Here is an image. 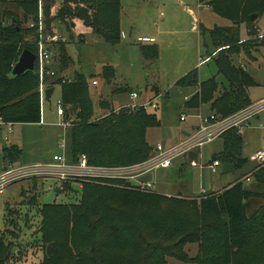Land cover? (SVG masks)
<instances>
[{
  "label": "trees",
  "instance_id": "trees-1",
  "mask_svg": "<svg viewBox=\"0 0 264 264\" xmlns=\"http://www.w3.org/2000/svg\"><path fill=\"white\" fill-rule=\"evenodd\" d=\"M55 1L0 0L5 8L0 20V121L5 124L42 121L39 74L28 72L15 78L10 75L24 50L37 54V45L25 40L30 29L20 27L14 17L20 11L24 23L38 21L42 2L47 28L52 30L55 18L50 11ZM199 1L208 3L217 16L231 23L212 30L202 28L209 35L205 43L207 59L215 61L229 88L218 95L217 78L201 82L198 70L189 72L177 85L198 88L186 102L187 109L194 111L207 105L217 116L227 118L254 103L248 90L258 84L232 58L241 53L252 57L254 49L264 47V36H257L256 29L251 28V16L257 14L260 18L264 14V0ZM121 11L120 0H64L56 19L71 33L78 24L84 25L105 43L116 46L121 43ZM12 16L16 23L4 25L3 20ZM243 26L248 29L246 40L241 35ZM66 44L58 43L59 67L55 68V76H46L45 82L50 88L61 86V103L66 119H71V163L77 164L82 156L87 157L90 166L103 168L148 162L154 149L149 133L161 128V120L145 108L111 110L95 120L87 77L76 73L70 80L65 78V71L72 65ZM158 52L155 46L143 47L147 60L156 59ZM101 76L110 82L116 70L105 67ZM128 91L129 88L117 90ZM220 138L224 147L215 155L216 160L222 165L232 164L234 169L248 162L242 157L245 141L239 130L231 129ZM22 152L17 145L3 148L6 171L20 160ZM253 178L255 189L246 188L245 182L239 180L220 193L199 199L161 195L142 190L132 180L109 182V178L103 184L83 183L76 203L40 206L34 203V197L28 206L36 209L40 219L37 232L45 251L42 264H168L169 257L189 264H264V204L251 212L255 200L264 201V167ZM67 187L73 189L71 185ZM23 206L27 205L23 203L19 208ZM16 211L8 206L7 227L0 230V264L23 262L25 257L11 247L10 227L15 220L18 222ZM25 222L28 224L26 218ZM51 244L55 245L49 258L47 246ZM192 244L199 246L196 258H190L184 250Z\"/></svg>",
  "mask_w": 264,
  "mask_h": 264
},
{
  "label": "rangeland",
  "instance_id": "rangeland-1",
  "mask_svg": "<svg viewBox=\"0 0 264 264\" xmlns=\"http://www.w3.org/2000/svg\"><path fill=\"white\" fill-rule=\"evenodd\" d=\"M63 2L64 0H56L51 7L50 15L55 18V22L51 24L53 33L47 28L42 2L39 4L38 21H40L41 12L44 16V39H46V46L51 53L50 64L54 71L59 67L58 43L67 41L66 48L72 65L68 71H65V78L70 80L74 78L75 73H82L87 77L91 98L95 103V120L111 111V108L105 106V103H112L116 88L121 89L129 85L133 90L141 91L144 97L147 88L150 89V94L153 93L152 89L156 93L160 91L161 97L154 100L157 107L151 109L162 123L161 128L149 133V140L154 147L153 157L157 156L158 144H162L166 151H174L191 139L196 133L193 129L197 126L199 128L198 115H203V117L216 115L211 108L208 112L206 110V114L200 112V114H196L193 110L187 109L185 107L187 98L194 88H183L177 85L178 81L189 72L198 70L201 82L213 77L217 78L220 84L218 95L229 88L225 77L218 72L215 61L211 58L207 59L205 43L209 40V35L207 32L204 34L202 28L212 30L215 27L231 26L230 22L217 16L212 8L200 6L199 0H120L121 6H123L122 36L125 33L128 37L126 39L121 37V43L111 46L105 43L101 36L92 32L82 33L80 31L82 35L77 32L71 33L65 24L59 23L56 16ZM4 9V5L0 3V20H2ZM13 17L4 19V25L11 26L12 23L18 22L20 27L29 28L30 32L26 35L27 39L25 40L35 45L38 35L40 36L39 24L31 27V23L34 22L32 19L24 23L20 11L14 17L16 22L13 21ZM251 28L256 29L257 36H264V14L253 21ZM241 30L242 38L246 40L248 29L243 26ZM143 36L154 37L157 43L153 45L139 43L136 39ZM55 37L57 39L53 40ZM145 46L157 47L158 57L154 60L145 59L143 55ZM251 55L252 57H249L245 53H241L232 59L236 66L246 68L255 78L258 85L248 91L251 100L256 103L264 98V47L254 49ZM201 58L207 61L200 66ZM108 66H115L118 69V76H115L110 82L101 76L102 69ZM94 80H96L97 86L92 84ZM46 85L49 89L47 83ZM54 89L50 100L45 99L42 103L43 126L24 127L16 124L14 134H10V132L8 134L7 128L2 130L5 131L4 137L9 138L7 145L17 144L23 150L20 160L16 163L18 166L14 164L9 168V170L15 171L20 167L21 173L15 172L14 174L17 176L9 179L6 184H2L3 187L0 186V230L7 227L5 216L8 214V206L17 209L15 218L17 217L18 222L15 220L14 225L10 227L11 240H13L11 247L17 253H22V256L25 255L23 262L15 261L12 264H42L44 261L45 251L37 232L40 219L36 209L28 206L33 202L32 198L36 197L34 203L40 206L53 203H76L80 199L79 192L85 182L103 184L104 180H108L106 178H109V182L112 179L133 180L124 177L128 175L127 168L129 167L103 168L87 164L90 171H93L92 175L72 176L66 180L56 177L54 174L37 173L36 169L31 170L33 171L31 173L22 170L24 168H46L57 163L54 159L56 155L66 156V163L74 165L71 163L70 153L71 127L63 128L64 120L58 116L61 86H55ZM115 95L124 97L125 102L129 97L128 92H119ZM169 98L171 102H168ZM100 101L103 102V112L99 110ZM64 112L66 113L65 109ZM261 114L262 121L260 123L253 120L250 126L237 129L241 132L244 141L247 142L242 151V157L245 159H249L254 152L264 146V112ZM183 116L187 120L182 121ZM72 117L74 118V116ZM21 129L25 132L23 133ZM27 131L30 134H27ZM223 147V139L218 138L202 148L191 151L199 154V159L194 161V164L189 159L190 153H187L175 158L169 169L156 168L145 173L141 177V181L151 182V187H141V189L161 195L165 192L170 197L199 198L206 192L214 193L241 181L257 166L256 163L248 160L233 171L224 173L223 164L214 173L209 166L213 163V157L223 151ZM122 168L126 170H122ZM136 173L133 171L130 175H136ZM113 175L115 177H112ZM244 182L248 189H255L257 186L256 182ZM67 185H71L73 189L71 190L70 187L69 189ZM23 193H25L24 196ZM23 203L27 206L20 209L19 207ZM262 204H264L263 200H255L251 212ZM184 250L190 258H196L199 254L197 244L187 245ZM167 262L168 264H189L171 257L167 259Z\"/></svg>",
  "mask_w": 264,
  "mask_h": 264
},
{
  "label": "built area",
  "instance_id": "built-area-1",
  "mask_svg": "<svg viewBox=\"0 0 264 264\" xmlns=\"http://www.w3.org/2000/svg\"><path fill=\"white\" fill-rule=\"evenodd\" d=\"M200 6H204V8H208V3L206 2H199ZM43 13L40 12V21L33 24L31 23V27H34L35 25L39 24L40 27V36L38 35V40L35 43L37 45V64H36V72L39 74V78L41 81L40 88H39V94H40V101L41 104L46 99V92L48 90V87L45 83V78L48 75L55 76V71L51 67V53L49 49L46 46V39H44V20H43ZM57 37L53 38V40H56ZM139 43L143 44H154L156 42L155 38H149V37H140L138 39ZM204 63V62H203ZM93 84H97L96 81H94ZM131 98L133 100H137L139 98V94L137 92H132ZM156 104L154 101H149L141 105H130L125 106L122 108H128L131 110H135L138 108H145V109H152L156 108ZM120 108L119 110H121ZM117 110L116 112H118ZM264 112V98L259 100L256 103H253L252 105L248 106L247 108L235 113L234 115L227 117V118H221L215 114L203 117V115H198L199 120V128L194 134V136L187 140L180 148L174 151H166L162 144H158L156 148L157 156H153L148 162L135 166V167H129L128 175L124 176L127 179H135L138 175H144L145 173H148L156 168H169L172 164V161L181 156L185 155L187 153H191V151L202 148L206 144L212 143L216 139L220 138L225 132L231 130V129H240L242 127H248L250 126V122L258 115ZM58 114L63 116L65 114L64 108L62 106V103L60 102L58 106ZM182 121L186 120V117L181 118ZM2 122V121H0ZM64 128L71 127V122H65L63 124ZM64 146V144H63ZM65 147V146H64ZM55 161L57 163H53L50 166L46 168H24L23 171L27 173H31L35 170L37 173H47V174H54L56 177H60L63 180H66L70 177H78V176H90L93 174V171H90V167H88V161L86 156H82L77 164L74 165H68L66 163V156L64 155H57L54 157ZM253 163H256L255 169L250 172L248 175L244 176V178L241 181H248L250 182L255 174L264 167V149H261L254 154L251 155V157L248 159ZM193 163V162H192ZM194 164V163H193ZM222 166V163L219 160L213 161V163L210 165V169L216 173L218 168ZM92 169V168H91ZM122 170H126L122 168ZM136 171V175H130L131 172ZM18 172L21 173V168H16L15 171L8 170L6 173L2 176L0 179V186L2 184H6L9 179L14 178V173ZM112 177H115L114 175ZM2 185L1 187H3ZM141 187L150 188L151 184L145 185ZM1 191V190H0Z\"/></svg>",
  "mask_w": 264,
  "mask_h": 264
},
{
  "label": "crops",
  "instance_id": "crops-1",
  "mask_svg": "<svg viewBox=\"0 0 264 264\" xmlns=\"http://www.w3.org/2000/svg\"><path fill=\"white\" fill-rule=\"evenodd\" d=\"M63 1V0H62ZM123 15V6H122V11H121V16ZM80 31L83 33V32H85V31H87V32H92V30L90 29V28H87L86 26H84V25H80V24H78V26H77V29L76 30H72V33L73 32H77L78 34L80 33ZM86 33V32H85ZM79 35H82L81 33L79 34ZM81 37V36H80ZM121 37H123L124 39H126L127 37H128V35H126L125 33L123 34V36H122V34H121ZM143 37H147V36H143ZM140 37H138L136 40L138 41V39H139ZM149 38H154V37H149ZM156 40V39H155ZM67 42V41H66ZM157 43V41L154 43V44H156ZM153 45V44H152ZM111 46H113V45H111ZM203 58V57H202ZM202 58L200 59V63H199V65L201 66L202 64H203V62H205V61H207L206 59L205 60H202ZM111 65V64H110ZM113 65V64H112ZM112 67H114L115 68V70H116V76H118V69H117V67H115V66H112ZM71 70V69H70ZM69 70V71H70ZM103 70V69H102ZM76 74V73H75ZM94 81H96V80H94ZM94 81L92 82V84L94 83ZM93 85H98V84H93ZM124 88H129L130 89V91H128V95H129V97L127 98V102H125L124 101V97H121V96H119V95H115V94H117V93H119V92H117V90H119V88H116L115 90H114V97L112 98V103H110V102H108V104L107 103H105V106H107V107H110L111 108V110H119L120 108H122V107H125V106H130V105H141V104H144V103H146V102H149V101H154L157 97L159 98V97H161V93H160V91H159V93H156L155 91H154V89H152L153 90V93L152 94H150V89L149 88H147V90H146V96L144 97V94L141 92V91H138V90H133L129 85H126V87H124ZM121 89H123V88H121ZM104 90V89H103ZM132 92H137L138 94H139V98L137 99V100H133L132 98H131V93ZM198 92V88H194V90H192V93H191V95L187 98V101L189 100V99H191L192 98V96H194L196 93ZM170 99V98H169ZM168 99V102H171V99L169 100ZM103 102H101L100 101V112H103V110H102V107H103V104H102ZM117 105V106H116ZM206 110H207V112L208 111H210V107L209 106H203L202 108H200V109H197V110H194V112L197 114V113H203V114H206L205 112H206ZM199 113V114H200ZM66 114V113H65ZM58 116L59 117H61V118H63V120H64V122H63V124L65 123V122H71V119L70 120H67L66 119V115H63V116H61V115H59L58 114ZM183 117H185V116H183ZM75 118V117H74ZM73 117H72V119H74ZM187 120V119H186ZM255 122H257V123H260L261 121H262V114L261 115H258V116H256L254 119H253ZM252 120V121H253ZM43 121H44V117L42 116V121H41V123H39V124H20V125H22V126H24V127H41V126H43ZM185 121V120H184ZM251 121V122H252ZM251 122H250V124H251ZM15 126L16 125H11V124H5V123H3V122H0V177L2 176V175H4L5 173H6V170H5V161H4V155H3V148L4 147H6V146H10V145H7V142L9 141V138L6 136V137H4V133H5V131H2L3 129H6L7 128V130H8V134H9V132H10V134H14V128H15ZM63 128H64V126H63ZM197 129H198V126L195 128V129H193V131H197ZM10 130V131H9ZM264 130V129H263ZM21 131L24 133L25 132V130H23V129H21ZM194 132V133H195ZM27 134H30L29 133V131H27ZM247 142L245 141V144H246ZM12 145V144H11ZM14 145H17V144H14ZM18 146V145H17ZM261 149H264V146L262 147V148H260V149H258L257 151H259V150H261ZM256 151V152H257ZM255 153V152H254ZM253 153V154H254ZM57 156V155H56ZM199 159V158H198ZM174 161V160H173ZM173 161H172V163H173ZM16 166H18L17 164H15ZM171 166H172V164H171ZM170 166V167H171ZM169 167V168H170ZM169 168H157V169H169ZM182 168H183V165H182ZM209 168H210V166H209ZM255 169V168H254ZM253 171V170H252ZM251 171V172H252ZM250 173V172H249ZM248 175V174H247ZM138 177H136L135 179H133L132 181H134L136 184H138V185H142V186H145V185H148V184H151V182H142L141 181V177H143V174L142 175H137ZM250 182H255V180H251ZM228 186H230V185H228ZM226 188V187H225ZM224 188V189H225ZM224 189H221V190H219V191H217V192H215V193H220L222 190H224ZM164 194H166L165 192H164ZM163 194V195H164ZM208 193L206 192L204 195H207ZM203 195V196H204ZM166 196H168V194H166ZM203 196H201V197H199V198H202ZM186 199H199V198H193V197H189V198H187V197H185Z\"/></svg>",
  "mask_w": 264,
  "mask_h": 264
},
{
  "label": "water",
  "instance_id": "water-1",
  "mask_svg": "<svg viewBox=\"0 0 264 264\" xmlns=\"http://www.w3.org/2000/svg\"><path fill=\"white\" fill-rule=\"evenodd\" d=\"M258 18V15H252L251 19L255 21ZM37 54L29 51L24 50L21 56L19 57L18 61L15 63V65L12 68L11 71V77H19L22 76L28 72H36V64H37ZM55 89L49 88L46 92V100L49 101L51 96L53 95ZM199 158V154L196 152H191L189 154V159L191 162L197 161ZM216 160V157H213V161ZM234 170V166L232 164H226L224 165V173H229ZM52 248L53 244L49 245L47 248V254L50 257L52 255Z\"/></svg>",
  "mask_w": 264,
  "mask_h": 264
}]
</instances>
